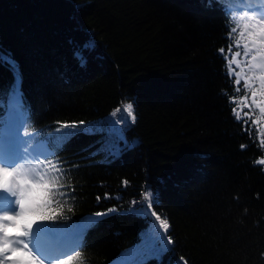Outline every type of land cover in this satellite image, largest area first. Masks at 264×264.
Returning <instances> with one entry per match:
<instances>
[{"label":"trees","instance_id":"16d2710c","mask_svg":"<svg viewBox=\"0 0 264 264\" xmlns=\"http://www.w3.org/2000/svg\"><path fill=\"white\" fill-rule=\"evenodd\" d=\"M256 1L0 0V129L20 108L50 150L37 223L81 229L57 264H264V78L229 62L264 48ZM73 123L105 131L55 145Z\"/></svg>","mask_w":264,"mask_h":264},{"label":"snow or ice","instance_id":"6c2138e0","mask_svg":"<svg viewBox=\"0 0 264 264\" xmlns=\"http://www.w3.org/2000/svg\"><path fill=\"white\" fill-rule=\"evenodd\" d=\"M251 18V17H250ZM261 26L257 29L256 33H250V35L259 34L264 36V22H260ZM248 27V25H245ZM83 66V61H81ZM261 66L264 67V61L261 62ZM255 95V93H254ZM133 105L127 104L124 111L129 117H132L134 122L135 117L133 115ZM235 112V109H232ZM264 112V108H261ZM239 120V117H237ZM83 123V122H81ZM118 123L126 124L127 121L121 118ZM116 122L107 129V138L102 141L101 151L110 157L119 155L121 149L119 147L120 142L124 140L123 129L115 126ZM68 127L67 125L65 126ZM80 131H88L90 133L103 132V127L81 129L78 128L75 123L72 124L71 128L65 133V135H58L55 137V145L63 144L69 137L75 136ZM243 148L244 146L241 145ZM17 163H19L17 161ZM264 164V160L260 161ZM20 168L16 166L8 167L5 166L4 162L0 161V193H8L12 197H18L14 200V203L19 206V211H13L11 213H4L0 215V221L7 220L9 223H0V254L7 255L4 257V261H0V264H5V261H10L11 264H36V258L33 257L31 251H26L28 245L24 244L22 248L12 247L6 242L8 228L15 229L16 236H24L25 229H33V225H36L35 232L39 234L44 228L43 225L37 223L35 217L39 216L41 219H47L48 216L44 211H40L47 206L49 203L48 193L44 191L48 185L35 184L31 180L27 179L26 176L18 175ZM31 171V169H28ZM15 189V190H14ZM98 216L101 214H97ZM155 215V213H153ZM168 243L171 244L172 240L169 239ZM158 245H153V248Z\"/></svg>","mask_w":264,"mask_h":264},{"label":"rangeland","instance_id":"374dc122","mask_svg":"<svg viewBox=\"0 0 264 264\" xmlns=\"http://www.w3.org/2000/svg\"><path fill=\"white\" fill-rule=\"evenodd\" d=\"M252 9L256 14L264 19V0H262V4L261 2H258L253 5ZM262 61H264V48L262 50L249 49L247 51L245 49L243 52L241 51V55L240 53H234L230 56V72L236 75H241L246 81L253 84L255 81L263 80L264 78L262 77L264 76V67L261 66ZM19 124V120L15 118L12 123L14 127L12 131L10 122H7V124L2 127L3 132L0 130V161L4 162L5 166H16L20 168L18 175L26 176L27 179L34 183V179L39 175V170L34 163V155L35 157H38V155L43 157L47 155L48 150L40 148L38 154L34 153V155L29 153V149L26 151L20 150L17 153L19 147L18 136L20 134V131L18 130ZM17 161L19 163H17ZM28 169H31V171H28ZM17 198L18 197L10 196L6 192L0 193V215L4 213H11L13 211H19V206L14 203V200ZM0 223L8 224L9 222L7 220H3L0 221ZM76 232H79L78 229L75 232L72 231L58 237L56 240H53L54 238H52V234L48 231H45L44 234L39 237L29 234L25 229L26 234L24 236H16L14 234L15 229L8 228V233L10 235L7 237L6 242L12 247L17 248H22L24 244H27L28 249H26V251L32 252L33 257L36 258V264H57V251L60 250V246L62 245L60 243H72L77 234ZM0 255L2 261H4V257L7 253ZM5 264H11V262L5 261ZM108 264L126 263L122 260H115Z\"/></svg>","mask_w":264,"mask_h":264},{"label":"crops","instance_id":"0c3cea01","mask_svg":"<svg viewBox=\"0 0 264 264\" xmlns=\"http://www.w3.org/2000/svg\"><path fill=\"white\" fill-rule=\"evenodd\" d=\"M39 147H40V148H42V146H41V145H40ZM34 148H37V147H34ZM37 150H38V151H40L38 148H37ZM43 150H44V149H43Z\"/></svg>","mask_w":264,"mask_h":264}]
</instances>
